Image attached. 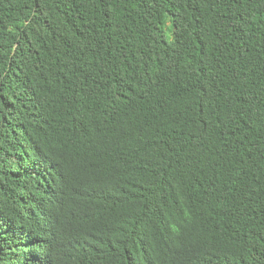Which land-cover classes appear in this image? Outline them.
<instances>
[{"label":"trees","instance_id":"1","mask_svg":"<svg viewBox=\"0 0 264 264\" xmlns=\"http://www.w3.org/2000/svg\"><path fill=\"white\" fill-rule=\"evenodd\" d=\"M0 264H264V0H0Z\"/></svg>","mask_w":264,"mask_h":264}]
</instances>
